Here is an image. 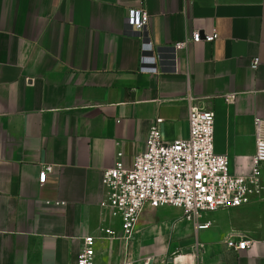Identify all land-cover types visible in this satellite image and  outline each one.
I'll return each instance as SVG.
<instances>
[{
  "label": "crops",
  "instance_id": "1",
  "mask_svg": "<svg viewBox=\"0 0 264 264\" xmlns=\"http://www.w3.org/2000/svg\"><path fill=\"white\" fill-rule=\"evenodd\" d=\"M142 8L153 54L125 22ZM195 33L219 38L173 51ZM189 93L214 113L230 174L249 177L264 120V0H0V264H75L88 236L96 264H264V192L203 214L199 232L179 209L146 207L130 243L101 208L103 172L132 169L156 119L166 143L188 139ZM234 235L249 248L230 250Z\"/></svg>",
  "mask_w": 264,
  "mask_h": 264
},
{
  "label": "built area",
  "instance_id": "2",
  "mask_svg": "<svg viewBox=\"0 0 264 264\" xmlns=\"http://www.w3.org/2000/svg\"><path fill=\"white\" fill-rule=\"evenodd\" d=\"M125 22L131 28L130 34L143 41L142 54L146 48L153 54L147 31L149 16L145 9L129 10ZM218 38L217 34L202 38L201 34L195 33L172 49L176 53L186 49L190 43H213ZM256 66L257 61L254 63ZM172 73L178 74V67L175 66ZM186 101L189 104L188 139L166 143L161 130L164 120L156 119L145 151L135 158L133 168L126 169L118 161L112 169L103 172L102 187L106 199L101 208L119 222L121 238L126 243L132 241L146 207L179 209L183 219L199 232L210 226L200 221L203 214L241 208L263 195L260 177L264 167V120H255L256 152L252 174L249 177L234 176L229 172L228 158L216 154L214 149V113L190 93ZM52 171V166L43 167L39 183L44 184ZM101 232L107 238L117 236L112 225L102 228ZM95 243L93 236L84 239L75 264H96ZM226 244L235 252L245 251L250 246L240 235L228 238Z\"/></svg>",
  "mask_w": 264,
  "mask_h": 264
}]
</instances>
